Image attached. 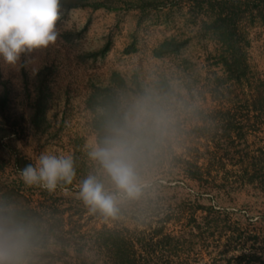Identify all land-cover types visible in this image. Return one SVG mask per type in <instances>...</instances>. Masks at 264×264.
Segmentation results:
<instances>
[{
  "label": "rangeland",
  "instance_id": "rangeland-1",
  "mask_svg": "<svg viewBox=\"0 0 264 264\" xmlns=\"http://www.w3.org/2000/svg\"><path fill=\"white\" fill-rule=\"evenodd\" d=\"M91 1L104 7L60 9L55 44L22 54L16 65L0 59V90L10 88L8 109L19 125L0 139V186L34 210L63 220L68 236L82 248L81 259L70 252L67 264H118L111 246L117 236L108 242L109 236H99L106 230L132 240L137 264H264V192L239 178L251 157L264 159V112L242 105L264 98V10L252 1L245 6L243 0H226L241 4L232 15L233 48L246 69L241 65L235 78L221 61L227 47L212 27L226 14L227 5H215L221 0ZM172 38L182 44L180 50L154 57V50ZM44 68H49L44 77L48 128L41 133L30 126L28 114ZM113 73L127 80L137 76L149 87L167 80L172 92L160 97L169 102L175 124L142 172L140 197L125 200L115 218H106L89 212L78 185L98 173L88 157L97 137L86 101L92 86H105ZM138 97H127L123 106ZM229 106L234 125L231 140L224 141V127L216 126L213 112ZM242 121L247 127L239 137ZM218 145L231 153L216 164L206 150ZM42 152L73 156L77 175L72 184L54 192L23 184L16 160L24 167ZM186 161L198 162L208 173L190 178ZM128 245L121 246L124 253L128 248L132 253Z\"/></svg>",
  "mask_w": 264,
  "mask_h": 264
},
{
  "label": "clouds",
  "instance_id": "clouds-1",
  "mask_svg": "<svg viewBox=\"0 0 264 264\" xmlns=\"http://www.w3.org/2000/svg\"><path fill=\"white\" fill-rule=\"evenodd\" d=\"M60 7V0H0V59L16 65L22 54L55 44ZM174 124L175 113L165 98L143 95L105 125L104 135L91 143L88 152L98 173H90L78 185L79 198L89 212L115 218L121 203L140 197L145 187L142 172ZM76 175L71 154L42 152L19 170L24 185L48 192L72 184ZM25 242L21 226L7 218L0 222V264H12Z\"/></svg>",
  "mask_w": 264,
  "mask_h": 264
},
{
  "label": "trees",
  "instance_id": "trees-1",
  "mask_svg": "<svg viewBox=\"0 0 264 264\" xmlns=\"http://www.w3.org/2000/svg\"><path fill=\"white\" fill-rule=\"evenodd\" d=\"M243 1L245 6L252 1L255 2V8L260 9L258 11L263 12L264 10V0ZM60 3V9L66 10L85 6H92L93 8L104 7L103 2L91 0H60ZM217 3L218 4L215 5H221L222 7L227 5L228 7H226L227 10L225 15L222 13L221 16L216 17L212 22L214 31L218 32V37L221 39L222 44L227 47L224 48L225 50L220 56L221 61L228 70L230 77L238 78L236 72L240 69L241 65L246 69V65L242 60L238 59L236 50L233 48L235 45L233 37L236 31L232 15L233 10L238 8L241 4L239 2L233 3L226 0H221ZM262 19L264 18L262 17ZM181 46L182 44H178L176 39H168L163 41L154 50L153 55L156 58H160L172 53H177ZM48 71L49 68H44L37 75V78H40L36 89L37 93L31 105L30 113L28 114L30 126L35 131L41 133L46 132L48 128L46 118V111L48 109V88L44 80ZM171 92L172 88L165 79L156 81L149 87L148 85L140 83L137 76H134L131 80H127L119 73H113L105 86H92L86 105L94 114L92 128L96 133L97 140L104 135L105 125L109 121L120 118L127 110V105L123 106L125 102L127 104V101H125L127 97L135 95L161 96L170 94ZM9 95L10 88L6 86L2 87L0 90V139L9 137L19 126L15 122L16 120L13 119L11 110L8 109ZM242 105L247 111L252 110L258 114H263L264 112V98H260L259 101L255 100L253 102L246 100L242 102ZM233 111L234 107L229 106L228 108L222 107V109L213 112L216 114V117L218 115L219 119V122H216V126L220 127L221 123V127H224V134L221 136L224 141L231 140L230 133L228 132L234 125ZM212 114H209V117L213 116ZM219 115H222L223 119H220ZM207 116L201 118L202 122L206 123ZM243 121L237 124L239 130L237 135H239V137L242 136L240 129L247 127ZM220 146L221 145L214 146V151L206 150L212 163L217 164L218 159L220 160L222 155H229V153H231L229 147ZM245 157H247V154ZM250 160L248 165L244 164L240 167L239 178L252 185L256 184L257 187L264 192V159L253 156ZM0 163L2 162L0 161ZM15 163L16 168H23L19 159H17ZM185 164L187 168L190 169V178L194 180H200L208 173V168L199 166L198 162L186 161ZM2 168L0 164V169ZM6 218L21 226L26 234V242L14 256L12 264H67L68 262L66 259L70 252L75 255V258L81 259L80 254L82 253V248L81 246L78 247L79 245L68 236V232L63 228L62 219L55 217L54 214H43L38 210H34L21 202L12 189L1 185L0 222H3ZM103 235L109 236L105 239L107 242L111 240L110 236H117L115 238L116 242L114 241L111 246L113 253H115V261L118 264H137L134 260L136 256L135 252H133L134 246L132 240H128V238L125 237L120 238L119 233L110 230L104 231L103 234L99 233V236H102V238ZM123 244L125 246L129 244L128 246L132 249V253L129 252V248L126 253H124L121 250ZM88 251H90L89 248ZM86 259L82 262L84 263Z\"/></svg>",
  "mask_w": 264,
  "mask_h": 264
}]
</instances>
